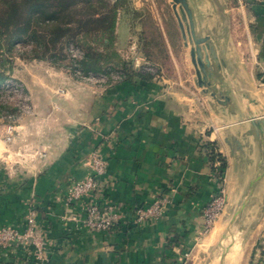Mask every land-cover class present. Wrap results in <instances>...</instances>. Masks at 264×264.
<instances>
[{
	"label": "crops",
	"instance_id": "1",
	"mask_svg": "<svg viewBox=\"0 0 264 264\" xmlns=\"http://www.w3.org/2000/svg\"><path fill=\"white\" fill-rule=\"evenodd\" d=\"M191 3L199 28L227 43L218 76L229 104L196 85L170 0H131L119 14L116 49L126 59L134 46L136 56L126 60L137 68L145 58L163 78L83 83L49 66L45 80H25L35 113L15 123L11 142L0 137V228L22 224L34 206L47 242L43 258L33 245L14 246L0 251V264H178L186 249L193 250L188 264H219L221 242L229 246L225 264H264V136L246 120L249 108L264 111V0ZM225 129L247 134L243 167L230 155ZM208 143L227 160L231 202L261 177L246 219L229 228L227 209L197 240L202 208L218 190L213 172L221 160L211 159ZM95 148L107 161L103 196L122 212L116 226L98 232L80 204L65 201L68 185L88 175ZM164 193L172 198L165 216L134 224L135 209Z\"/></svg>",
	"mask_w": 264,
	"mask_h": 264
},
{
	"label": "trees",
	"instance_id": "2",
	"mask_svg": "<svg viewBox=\"0 0 264 264\" xmlns=\"http://www.w3.org/2000/svg\"><path fill=\"white\" fill-rule=\"evenodd\" d=\"M128 2L131 1L0 0V84L11 78L7 71L12 72L14 67L4 54L11 51L16 42L28 47L33 58L49 59L55 64L57 60L69 58L70 45L74 44L83 56L76 60L71 58V68L77 64L85 72L120 71L124 75L122 80L135 76L151 79V73L142 66L135 68L115 46L119 14L131 7ZM6 64L8 68L4 67ZM3 102L1 109L6 107ZM14 111L17 113L18 108ZM207 145L211 148V159L219 158L224 170L226 158L216 152L211 143Z\"/></svg>",
	"mask_w": 264,
	"mask_h": 264
},
{
	"label": "built area",
	"instance_id": "3",
	"mask_svg": "<svg viewBox=\"0 0 264 264\" xmlns=\"http://www.w3.org/2000/svg\"><path fill=\"white\" fill-rule=\"evenodd\" d=\"M73 52L72 58L74 60L81 58L83 52L74 44L70 45V53ZM142 67L151 73L154 77L163 78L161 70L151 63H145ZM73 74L88 83H103L109 79L117 82L124 78L120 71L110 72H85L77 64L72 68ZM262 81L264 82V65L261 69ZM3 97L8 100L10 94H21L18 101V112L23 114L29 113L31 110L30 102L24 95L23 87L14 80L9 79L3 84ZM26 94V93H25ZM15 115L13 120L15 121ZM15 127L8 126L9 134L14 133ZM214 177L218 184V190L211 198V200L202 208L201 221L198 230L197 240H201L208 236L213 230L216 222L225 212L228 205L226 180L221 162L217 161L214 165ZM107 173V161L103 157L100 148L93 149L89 154V172L85 178L72 181L67 188L65 201L67 205L80 204L83 208L84 222L93 231H108L115 226L122 218V212L119 206L110 200H106L103 196L104 177ZM172 198L170 195L164 193L158 195L148 206H139L135 209L132 221L136 225H144L153 220H159L165 216V212L171 205ZM37 208L31 207L27 218L22 224L5 225L0 229V251L13 248L14 246H30L36 247V254L43 258V250L46 247V238L39 227L37 220ZM77 219V217L75 216ZM192 249L185 250L178 264H188L192 258Z\"/></svg>",
	"mask_w": 264,
	"mask_h": 264
},
{
	"label": "water",
	"instance_id": "4",
	"mask_svg": "<svg viewBox=\"0 0 264 264\" xmlns=\"http://www.w3.org/2000/svg\"><path fill=\"white\" fill-rule=\"evenodd\" d=\"M170 3L180 26L184 43L190 47V57L195 69L196 85L201 87L205 94L211 96L220 105L227 106L230 102V97L222 89L218 76L219 72L227 67L224 58L228 51L227 43L225 42L226 45L222 44L218 36L210 30L199 28L191 0H170ZM247 99L250 102H255L251 97L248 98L247 96ZM247 114L246 120L250 122L256 135L259 138L262 135L264 136V111H261V114H257L253 113L249 108ZM225 134V141L231 150L230 155L236 158L243 167L247 152L245 149L246 144L242 139L247 134L244 136L239 133L231 134L227 129H225ZM260 177L261 175L252 177L243 197L238 203L231 202L230 199L228 200L226 210H229L226 220H228L229 228H232L237 220L246 219L245 216L248 209L254 204L252 201L254 185ZM221 246L223 250L220 255L219 264H225L229 246H225L223 242H221Z\"/></svg>",
	"mask_w": 264,
	"mask_h": 264
},
{
	"label": "rangeland",
	"instance_id": "5",
	"mask_svg": "<svg viewBox=\"0 0 264 264\" xmlns=\"http://www.w3.org/2000/svg\"><path fill=\"white\" fill-rule=\"evenodd\" d=\"M128 4H129V2H128ZM129 5L132 6L131 2ZM130 50H131L130 51L131 53L129 55L124 52L125 58L128 60H132V58L135 57L137 54V50L134 46H132ZM72 54H73V52L70 53V56L68 59L57 60V62H56L57 64H55V63L51 62L49 59L40 60V59L33 58V55L31 53H29L28 47H26L21 42H16L15 47L12 48L11 51L5 52V54H4L5 57L8 58V60H10V62L12 63V65L14 67L12 72L7 71V73L10 74L11 78L10 77L6 78L5 82L8 81L9 79H14L20 85V87L21 86L23 87V89H24V95L23 96L26 95V97L28 98V100L30 102V106H31L30 112L27 113L29 116L34 115V113H35L34 108L35 107L32 104V99H31V95L29 93V90L24 83L25 80L29 81L28 80L29 77H32V76L39 81L45 80V78L48 75V72H46L43 69L48 68L49 66H55L57 68L67 70L74 77L75 75L73 74V70L71 68L72 63H73L72 59H71ZM145 60H146L145 58H143V61H141V59H140V64L143 65L144 62H147ZM135 61L137 64V60H135ZM4 67L8 68V65L6 64ZM74 67H75V64L73 65V68ZM38 70H42V72L38 71ZM77 79L83 83H88V82H85L79 78H77ZM5 82L2 83V85L0 84V92L2 91V87L4 86L3 84H5ZM63 91L64 90L61 88L60 93H63ZM3 98H4L3 95L0 96V104H2ZM20 98H21V94H18V93L17 94H10V96L8 97V100L6 98L4 99V102H6V103L3 102L4 104H6L5 105L6 107L2 108V109L0 107V137L2 139H4L5 142H7V143H9L13 140V133H12V135L9 134L8 126L13 125L15 127V123H17L18 121H21V118L23 116L21 113H19V112L15 113V111H14V108L17 107L16 104L18 103ZM13 115L16 116L15 121L13 120Z\"/></svg>",
	"mask_w": 264,
	"mask_h": 264
}]
</instances>
